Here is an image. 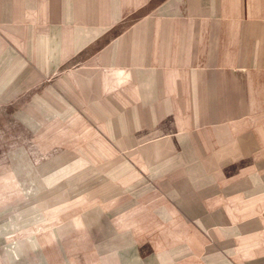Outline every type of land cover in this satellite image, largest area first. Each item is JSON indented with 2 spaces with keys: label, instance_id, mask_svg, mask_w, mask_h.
Segmentation results:
<instances>
[{
  "label": "rangeland",
  "instance_id": "obj_1",
  "mask_svg": "<svg viewBox=\"0 0 264 264\" xmlns=\"http://www.w3.org/2000/svg\"><path fill=\"white\" fill-rule=\"evenodd\" d=\"M35 64L0 46V264H264V158L228 167L236 204L187 203L196 158Z\"/></svg>",
  "mask_w": 264,
  "mask_h": 264
},
{
  "label": "crops",
  "instance_id": "obj_2",
  "mask_svg": "<svg viewBox=\"0 0 264 264\" xmlns=\"http://www.w3.org/2000/svg\"><path fill=\"white\" fill-rule=\"evenodd\" d=\"M1 45L42 75L71 66L70 91L163 136L151 151L196 158L181 178L170 166L184 204H236L228 167L264 158V0H0Z\"/></svg>",
  "mask_w": 264,
  "mask_h": 264
}]
</instances>
